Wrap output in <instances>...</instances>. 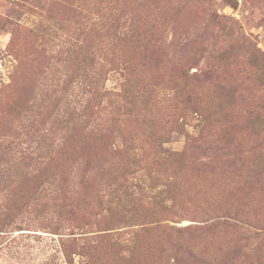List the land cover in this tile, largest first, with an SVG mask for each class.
<instances>
[{"label":"rangeland","instance_id":"1","mask_svg":"<svg viewBox=\"0 0 264 264\" xmlns=\"http://www.w3.org/2000/svg\"><path fill=\"white\" fill-rule=\"evenodd\" d=\"M185 71L219 143L178 126ZM0 264H264V0H0Z\"/></svg>","mask_w":264,"mask_h":264},{"label":"trees","instance_id":"2","mask_svg":"<svg viewBox=\"0 0 264 264\" xmlns=\"http://www.w3.org/2000/svg\"><path fill=\"white\" fill-rule=\"evenodd\" d=\"M81 17L83 18L87 32L95 31L102 35H108L112 45L116 43L124 48H132L130 50L134 52V54L143 55L141 53H143L146 44L143 43L142 33L135 36L131 33H127V30L122 27L120 22L117 19H113L111 15L105 16L98 12H86L84 14L82 13ZM130 69L131 71L133 70V65L131 63H124V65L121 62L118 63L117 73L120 76V80L123 81L120 83L121 89L119 92H116L115 95L120 100V110L132 109L139 103L140 107L138 113L142 114L140 111H146L147 105L155 90L153 88L151 89V87H145V85L141 86L133 82L131 84V79L127 78ZM194 76L195 74H190L185 71L181 76V81L176 85V88L180 89L178 99L181 105L180 123L178 120L176 122H178L180 128L185 126L192 127V134L191 132L187 134V145L190 141L192 143H197V147L200 146L198 143L202 141L208 143L210 140H214L213 143H219L221 140L217 135H214V125L208 117L202 115L197 107L198 97L192 92V88L190 87L191 80ZM121 116L122 114H119L118 118L116 117V121L122 122ZM146 119L147 118H143L142 120ZM112 146L113 141L108 145L109 150L113 148ZM206 149H209L208 145ZM199 157H206V155Z\"/></svg>","mask_w":264,"mask_h":264}]
</instances>
